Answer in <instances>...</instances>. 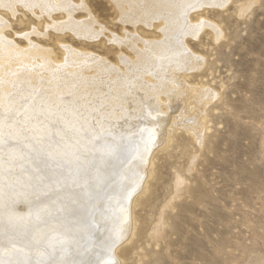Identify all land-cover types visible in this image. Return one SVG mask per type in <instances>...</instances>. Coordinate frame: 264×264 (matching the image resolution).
<instances>
[{"label":"rangeland","instance_id":"374dc122","mask_svg":"<svg viewBox=\"0 0 264 264\" xmlns=\"http://www.w3.org/2000/svg\"><path fill=\"white\" fill-rule=\"evenodd\" d=\"M137 1L139 3L132 4L137 9L128 6L127 11L130 12L127 15L128 18L124 17L113 0H73L70 4L71 8H68L69 12H67L68 9L66 11L57 8L53 10L50 8L51 11L48 8L32 10L26 6H20L21 4H16L15 9L12 8L10 11V8L6 7L9 9L7 10L0 5V51L2 49L1 53L6 52L4 58L13 61L6 63L8 60L0 58L4 60H0L2 69L0 89L3 91L0 95L5 100V102L0 101V119L9 121L20 117V113L28 111L27 109L22 112L20 109L26 110V107L32 109L36 105L35 108L43 106V109L48 106V111L52 108L49 111H53L52 114L60 112L66 105L62 110H75L78 115L81 113L84 116L85 106H89V103L86 104L85 97L91 103L90 107L99 105L98 103L103 101L106 104V100L103 99L106 92L102 87L98 89L100 92L94 89L96 85L94 82V86L92 84L93 87L89 88L92 81L100 83L103 78L101 76H104L102 80L119 76L125 78V75L132 71L129 63L136 60L137 52L138 54L142 52L143 55L141 53L140 57H147V60L149 56L165 55L166 52L167 56L172 53L173 49H169L171 43L167 42H171L172 38L178 39L180 27L185 29L188 22L180 20H185L187 17L196 30L188 23L192 29L188 27L189 29L186 30L190 33L181 34L180 39L188 49L190 48L189 51L192 54L202 60V63L200 68L182 73L180 86L182 90H187L188 85L210 88L216 96L206 105L197 107L194 103V92L188 89V94L186 92L174 98L170 104L163 106V110L171 116L168 119V126L170 128L174 125V129L169 138L163 137L159 145L154 147L146 184L141 192L136 194L132 205L131 235H128L129 238H126L119 246L118 253L122 264H264V0H217V2L214 1L216 4L209 0H190L197 2H194L195 5L192 2L189 3V0H183L181 4L180 0H176L177 2L173 0ZM159 1L164 4H160ZM184 1L189 7L185 6ZM201 2L204 4L202 5ZM177 3L180 7L183 6V10H179L178 13L173 9L174 4L178 6ZM220 4L222 6H219ZM151 7H155V12L154 9L151 10ZM160 13H164L163 16ZM180 13L184 14V17ZM134 15L136 18L131 17ZM139 15H142L141 17L144 15L142 20H139ZM167 15L172 17L167 18ZM178 15L181 17L179 20ZM145 17L147 20H144ZM75 19L78 21L76 22ZM169 19L174 20L171 22ZM173 22L177 28H171ZM165 24L169 26L168 30ZM163 26H166L164 29L171 33L169 38L168 33L162 30ZM215 28L219 30V35L215 34ZM176 29L180 30L177 32ZM130 36L133 38L131 41ZM31 42L36 46L29 48ZM157 42L161 46H158ZM25 48H29L31 51L28 50L32 53L29 54ZM138 48L142 51L136 52ZM19 49L21 52L24 49V53H21ZM22 56L25 57L22 58ZM13 58L15 60L17 58L18 63ZM29 58L30 61L27 60ZM2 63L3 65L6 63L5 67ZM58 66L60 67L57 68ZM10 68L12 71L9 70ZM114 70L121 72L116 75ZM11 75L16 76L15 79L10 77ZM90 75L97 78L93 80ZM29 76L32 80L36 78L32 81ZM5 77L7 82L3 81ZM56 78L61 81L65 79L70 84ZM27 80H30L28 87ZM35 81L37 84H34ZM12 84L15 86L17 84V87ZM74 84H77L78 88ZM33 86L35 89L31 90ZM67 88H71L72 91L74 88L78 91L82 90L71 93L72 91ZM43 91L44 93L41 94ZM58 91L65 95L61 96ZM82 95L83 100H80ZM36 96H40V99ZM26 98L30 100L26 101ZM60 99L64 100L60 101ZM91 100L94 101L91 102ZM26 102L27 104L30 102L31 106H28ZM79 102L80 104H77ZM104 103L99 106L102 111H108ZM82 105L85 106L81 107ZM73 106L74 109H71ZM148 107L151 108L149 105ZM17 109L21 112H17ZM144 112L146 109L145 111L141 109L135 112L134 116L143 117ZM41 113L43 115V111ZM202 113L206 114L205 135L200 143L187 131L185 124L189 123L188 119L198 120ZM29 114L31 115L30 110ZM37 114L40 115V111ZM82 116L79 115V117ZM2 137L4 139L0 140L5 141L6 135ZM2 141H0V164L5 163L8 153L15 149L14 143L4 144ZM56 142L57 140L54 141ZM6 163L11 164L0 169V191L4 189L3 185L9 182L8 179L15 178L14 173L18 172L14 162L7 160ZM13 183L15 185L16 182ZM4 194L2 193L0 197ZM2 200L3 198L0 199V204ZM11 224L13 225L12 220L9 225L0 223V233L10 234L12 229L7 228L12 226ZM1 225L6 227L2 228ZM26 226L29 225L26 224Z\"/></svg>","mask_w":264,"mask_h":264},{"label":"bare ground","instance_id":"6f19581e","mask_svg":"<svg viewBox=\"0 0 264 264\" xmlns=\"http://www.w3.org/2000/svg\"><path fill=\"white\" fill-rule=\"evenodd\" d=\"M113 1L116 3L117 8L121 10V13L124 15V17H127L128 13H130L129 11H127L128 6L131 7L135 5L133 4L135 2L139 3V1L137 0H113ZM173 1L175 2L176 0H173ZM182 1L183 0H180V4ZM209 1L217 2V0H209ZM168 2H166L167 5H168ZM185 2L186 1H184V4ZM188 2L191 3L192 1L189 0ZM194 2L195 1H193L192 3L194 4ZM72 3H73V0H0V5L2 7L4 6L5 8L6 7L10 8V11L12 10V8L13 10L15 9L16 4H21L20 6L23 5V6H26L28 9H32V10H34L35 8L39 10H46L48 8L49 11H51V9L53 10L57 8V9H63L67 11L68 8L69 9L71 8L70 4ZM147 3L149 4V1ZM226 3L227 2H225V4ZM160 4H164V3L160 2ZM175 4L173 6V9H175L174 11H177L178 13L179 10H183L182 5H181L182 7H180L178 3H177L178 6ZM203 4L204 2L202 3V5ZM221 4L219 6H222ZM186 5L187 4H185V6ZM133 7L137 9L135 6ZM155 7L154 8L151 7V10L154 9L153 10L154 12H155ZM197 7L199 8V6ZM69 9L67 12H69ZM186 10H189V9H186ZM63 12L67 13L65 11ZM148 12L149 10L147 11V13ZM183 12L185 13V10ZM46 13L47 15L49 14L48 11ZM172 13L174 14V12ZM163 14L161 15L163 16ZM141 16L139 17L140 18L139 20H142L141 18L144 17V15L143 17ZM131 17L136 18L135 15ZM147 17L149 19V16ZM147 17H145L144 20H147L146 19ZM150 17L152 18V16ZM169 17L170 16H168L167 18ZM173 18H175L174 15H173ZM176 18H177V15H176ZM179 18L181 19V17H179L178 15V20ZM159 19L161 20V18H158V20ZM76 20L78 21V19H75V21ZM171 20L173 21L174 19H171ZM186 20L188 22H186ZM180 21L186 22V25H185L186 27L184 26L185 29L180 27L181 31L177 36L178 39L172 38L173 40H171V42H167L169 44L171 43V46L169 49H173L172 53H170L167 56H166L167 52L165 55H154L153 57L149 56L147 60V57L145 58H142L143 56L140 57L142 50L140 51V49L138 48L136 52L140 51L141 53L138 54L137 52L136 60L129 63L132 68L131 69L132 71L130 70L131 72L130 73L128 72V74L125 73L126 74V75L124 74L125 78L121 76L115 78L114 76H112L111 74H113L115 71L117 73L116 75H118V73L121 72V71L117 72V70H114V72L111 71L113 73L109 72L111 74L109 75L107 74L108 76L111 75L112 77H114L113 79L108 77L107 80L106 79L102 80L104 79V76H101L103 78L101 79L100 83L96 81L91 82L89 88L93 87L95 83L96 85L94 86V89L96 88V90H98L99 88L102 87L103 90L106 92V94L107 95L109 94L108 96H106V94L104 93L106 99L103 98L102 96V98L106 100V104L104 103L103 100H102L103 101L102 103H98L99 105L103 103L105 104V106L107 105L108 111L106 110L102 111L100 106L97 104L96 105L93 104L95 106L90 107L91 103L85 97L86 104L89 103V106H85V105L81 106V107L85 106L86 108L85 112L84 110L82 111L84 112L83 113L84 116H82L81 113L79 114L82 117H79L78 113L75 110H70V109L62 110V108L66 107L65 104L67 103L65 102L64 104L65 107H62V105H60L62 107L61 111L60 112L58 111V113L56 114L54 113L52 114L51 112L53 111L49 112L52 108L48 111L49 107L46 105H45L46 107H44L45 109L42 108L43 106L42 107L38 106V107H41L42 109L35 108L37 107L36 105L35 107L32 106L34 109L33 108L29 109L26 106H25L26 110L20 109L21 111L23 110L24 112L27 111L28 109V111L25 112L26 114L20 113L21 111L20 110L18 111L17 109V112H19L21 115L20 117H16L17 119L14 118L9 121L0 119V128H1L0 129V139H4V137L2 136L6 135L5 141H2V140L0 141H2V143L4 144H6V142L7 143L12 142L14 143V147H15L14 150L8 153L9 156L8 158H6V160H4L5 163L0 164L1 166L0 169L6 168L7 165L11 164V163L10 164L6 163L8 160L16 164L17 167L16 166L15 167L17 168V171H18L15 173L11 171L12 173L15 174V178L12 177L8 179L9 182L5 183L3 185L5 186L4 189L2 188L3 190L0 191V195L2 193H5L4 195L0 197V199L3 198L0 204L1 205L0 206V223L2 222L6 224L8 223L9 225L11 220L13 223V225L11 224L12 226L7 228V229H12V231L10 230L11 232L10 234L7 233L5 235V234L0 233V264H122V259H121L120 254L118 253V250H119L118 248L126 238L127 239L129 238L127 236L131 235L130 232L133 226L132 205L134 202V198L136 197V194L141 192L142 188L146 184V178L148 177V169L151 164L154 147L156 145H159L158 143L162 141L163 137L169 138L174 129V125H172L170 128L168 126L169 125L168 119H169L170 114H168L167 112L163 110V106L170 104L174 100V98H178L179 96L185 94L188 89H191L192 92H194V96H193L195 98L194 103L197 107L206 105L211 99H213L214 96H216V94L210 88H203V87L188 85L187 90H182V86H180V76L182 75V73L194 70L195 68H200L201 63H202V60L196 57L194 54H192L189 51L190 48L188 49L185 43L182 42L180 39L181 34L190 33V31L186 29L189 27V24L190 26L193 27L194 26L193 23H190L189 22L190 19H187V17L185 18V20L181 19ZM141 23L143 22L141 21ZM179 24L180 23L178 22V25ZM81 26L82 28H84L83 25H80V27ZM149 26H151V24H149ZM166 26L168 30L169 26L168 25ZM166 26H163V29H162L163 31L165 30L164 27L166 28ZM175 26L176 25H174V22H173L171 24V28L173 29ZM189 28L192 29L191 27ZM177 30H180V29H176V31ZM79 31H82V30H79ZM169 34L171 35V33H168V38H169ZM215 34L219 35V30L217 28H215ZM172 37H173V34H172ZM132 39L133 38L129 40L131 41ZM130 41L128 42L127 40L128 43H130ZM157 43H158L157 45L159 46L160 45L159 42ZM30 44L31 45H29L30 46L29 48H31L32 46L34 47L36 46L32 42ZM17 47H20V46H17ZM151 47L152 46L150 45V50L152 49ZM17 49L15 50L17 51ZM28 49L25 48V51H27ZM160 49H164V48L160 47ZM22 50L24 51V49ZM23 51L21 52L20 50L21 53H24ZM30 51H29V54L32 53V52L30 53ZM160 51L161 50H159V52ZM1 52H2V49L0 51V54H2L0 58L2 57L4 58L6 52L5 51L4 53H1ZM7 54H8V51H7ZM24 57L22 56V58ZM160 58H162V60H159ZM4 59L5 61L8 60L6 61V63L10 61V59H6V58ZM27 60L30 61L31 59L29 58ZM145 60L146 62H144ZM24 61L26 62V60ZM10 62L12 63L13 61L11 60ZM16 62L18 63V60ZM20 62H22V60ZM5 64L3 65L2 63L4 67H5ZM96 65L94 67H96ZM38 66H41V65H38ZM59 67L60 66H58L57 68ZM25 68H28V67H25ZM12 69H13V66H12ZM9 70H11V68ZM73 70L74 69H72V71ZM1 71L2 69L0 68V72ZM4 71L6 72V70ZM29 71H30V68H29ZM19 72H22V71H19ZM75 73H76V69H75ZM71 75L72 74L70 72V76ZM13 76L11 75L10 77H13ZM38 76H40V74ZM70 76H68V78ZM78 76L80 77V75ZM15 77L13 78L15 79ZM90 77L92 76L90 75ZM94 78H97V77H94ZM94 78L92 77L93 80ZM4 80H6L7 82L6 77L3 79V81ZM8 80H11V79H8ZM57 80H60V79H57ZM64 80L65 79H63L62 81ZM29 81L26 84L27 87L29 86L28 85ZM76 81L74 82L76 83ZM31 83L32 82H30V86L33 85V84L31 85ZM68 83L70 84V82ZM34 84H37V82ZM92 84L93 86H91ZM74 85L77 86V84H74ZM12 86H15V85L12 84ZM15 87H17V84ZM48 87H49V84H48ZM58 87H60V85ZM3 88L5 90V86H3ZM71 88H67V89H70L72 91ZM77 88L76 89L74 88L73 91H76ZM32 89H35V87L31 88V90ZM81 90L80 91L77 90V91L81 92ZM6 91L4 93H6ZM40 91H41V88H40ZM62 91H64V89ZM73 91L71 93H73ZM98 91L100 92V90ZM0 92H3V91L0 89ZM53 92H55V90H53ZM26 93L29 94L27 91ZM38 93L36 94L38 95ZM42 93H44V91L41 92V94ZM58 93L56 95H58ZM59 94L61 96L63 95L61 93ZM25 95L26 94H24L23 96ZM44 95L47 98V94L45 93ZM50 95L52 94L50 93ZM60 95L58 96L59 98H60ZM83 95L85 96L84 93ZM83 95L82 97H80V100H83L81 99L84 97ZM0 97L2 98L3 96L0 95ZM11 97L13 96L11 95ZM39 97L36 96L37 99H40ZM55 98H54V101H55ZM1 100H4V99L2 98L0 99V101ZM18 100H20V98ZM28 100L30 99H27L26 101ZM62 100L60 99V101ZM92 101L94 100H91V102ZM100 101H101V97H100ZM26 104H23V105H26ZM29 104L27 105L31 106ZM59 104L60 102L58 103V105L56 104L57 108ZM77 104H80V102ZM148 105L151 106V108L148 107ZM71 109H74V106ZM141 109L144 111L146 109V112H144L143 114L144 116L143 117L138 116V115L134 116V113L139 112ZM29 110L31 112V115L29 114ZM57 110L55 112H57ZM39 111H40V115L37 114ZM41 111H43V115ZM204 113H202L199 116L198 120H195V118L194 120H192L193 118L188 119V121L185 120L189 122L187 125L185 124V128L200 143H202L204 139V135H205V122L204 121H205L206 114ZM77 115L79 118L77 117ZM182 119H183V116H182ZM4 128H7V129L4 130ZM30 128H31V131H30ZM55 140H57L56 143H54ZM43 142H46L47 144ZM42 144H46V145H42ZM13 182H16L15 185ZM26 224L29 226L27 227ZM1 227L3 228L6 226L1 225ZM10 239L14 241L12 242L10 241Z\"/></svg>","mask_w":264,"mask_h":264}]
</instances>
